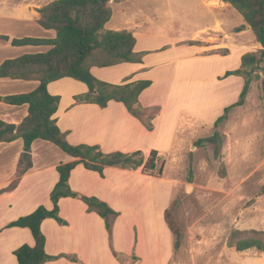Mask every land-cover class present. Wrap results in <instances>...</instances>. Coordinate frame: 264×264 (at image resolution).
I'll use <instances>...</instances> for the list:
<instances>
[{
  "label": "rangeland",
  "instance_id": "374dc122",
  "mask_svg": "<svg viewBox=\"0 0 264 264\" xmlns=\"http://www.w3.org/2000/svg\"><path fill=\"white\" fill-rule=\"evenodd\" d=\"M31 2L0 0V31L12 37L23 30L12 18L22 17ZM110 7L105 28L132 29L140 48L161 49L146 57L151 69L144 79L153 83L147 97L168 110L166 132L180 144L161 162L171 191L167 211L177 231L168 264H262L263 252L237 251L235 244H264V61L249 73L243 105L214 127L243 89L244 76L224 73L238 68L240 53H257L253 34L231 30L225 42L231 49L212 51L196 42L198 32L217 22L222 32L243 23L233 7L234 17L225 19L209 15L201 0H112ZM10 41L0 42V59L10 56ZM215 131L217 154L208 143H197Z\"/></svg>",
  "mask_w": 264,
  "mask_h": 264
},
{
  "label": "crops",
  "instance_id": "0c3cea01",
  "mask_svg": "<svg viewBox=\"0 0 264 264\" xmlns=\"http://www.w3.org/2000/svg\"><path fill=\"white\" fill-rule=\"evenodd\" d=\"M48 1L32 0L31 4H26L23 8L24 15L12 18L18 25H22L17 27L23 30L14 32L12 37L0 31V36L11 40L26 37L55 38L54 31L45 30L36 22L37 11L47 5ZM111 1L109 0V6ZM201 4L211 16L217 14L222 19L234 17L229 10L231 6L220 0H201ZM109 22L110 20L105 27ZM242 25H245L244 21L222 32L223 23L217 22L211 29L206 27L200 30L198 34L201 36L196 42L212 51H228L231 47L225 42L229 39L230 31L232 30L231 34H241L249 29L245 26L243 31L235 33L234 30ZM105 29L132 33L136 40L134 51L146 52V55L141 63L92 68L91 74L100 81L114 85L147 80L144 76L151 68L147 65L146 57L154 50L161 49L140 48L132 29ZM227 47L230 48L225 49ZM41 48L49 49L46 46H11L10 56L0 59V64L26 54L43 53ZM260 48L259 45L258 50ZM242 55L240 53L238 61ZM239 66L240 62L238 68ZM38 85V81L0 79V97L30 93ZM152 87L151 81V86L141 93L138 100L141 109H146L148 114L153 113L149 120L151 128L148 129L121 103L109 102L104 108L76 103L73 98L87 92L86 86L80 82L64 78L47 85L48 93L60 98L53 118L70 145L97 146L104 154L140 152L144 162L153 156L156 170L144 172L143 166H112L104 168L103 176H100L87 170L82 164L76 165L68 179L70 189L81 196L94 197L106 203L118 214L113 223L111 241L104 221L96 213L89 212L79 199L61 198L58 201V216L64 223L46 219L40 226L45 237V253L51 258L44 264H168L173 253V237L165 223L164 212L170 204L171 191L169 181L163 177V167L161 175H157L156 171L170 154V150L180 148V144H177L174 132L172 137L170 132H166L167 108L147 97ZM26 116V105L10 106L0 102V121L19 125ZM179 125L181 127L182 124ZM22 148L21 139L0 143V191L18 179L13 190L0 194V264H18L13 252L22 245H34L28 229L8 225L31 214L39 206L51 210L53 205L50 193L58 181L57 167L74 161L54 144L35 140L30 147L31 168L19 175ZM172 182L174 181L170 180Z\"/></svg>",
  "mask_w": 264,
  "mask_h": 264
},
{
  "label": "trees",
  "instance_id": "16d2710c",
  "mask_svg": "<svg viewBox=\"0 0 264 264\" xmlns=\"http://www.w3.org/2000/svg\"><path fill=\"white\" fill-rule=\"evenodd\" d=\"M233 7L243 18L245 25L234 30L239 33L247 26L260 45L257 53H246L241 56L240 66L233 71H226L224 78L229 76H244L245 82L239 98L233 104L226 106L223 113L214 121V127L224 122L229 112L242 106L249 88V73L255 66L264 61V0H220ZM37 24L55 32L53 39L22 38L10 41L13 47H40L49 49L43 53L26 54L15 59H8L0 64V79L21 81H38V87L26 94L0 97V102L10 106H27V116L19 125L7 124L0 121V143H10L21 139L23 143L19 158L24 174L31 168V144L35 140L47 141L54 144L74 161L57 167L58 181L50 193L52 209L39 206L27 216L10 223L8 227L28 229L33 246L22 245L13 255L18 264H44L51 258L45 253V237L40 230L41 223L53 219L59 224L64 222L58 216V201L61 198H76L84 203L89 212L96 213L103 221L109 240L112 237V227L117 213L106 203L94 198L74 193L68 179L76 165L82 164L87 170L103 176L106 167L119 166L138 168L143 166L144 172L156 170L153 156L144 162L140 152L123 154L120 152L104 154L97 146L70 145L65 134L60 131L53 118L60 98L52 96L47 91L49 83L70 78L84 84L87 92L75 96L78 104H94L104 108L109 102L121 103L136 119L151 128L149 120L152 114L138 106L141 93L151 86L149 80H138L119 85L109 84L98 80L91 74L92 68L112 67L122 63H141L144 52L136 53L135 37L128 31H110L105 29L112 11L109 0H54L38 11ZM0 41L9 42L6 36H0ZM249 68V69H248ZM155 111V110H154ZM220 138L217 131L212 136L198 140V144L208 143L218 153ZM162 167L157 168L156 174L161 175ZM13 181L0 194L11 191L17 185ZM165 223L172 236L177 231L169 219L167 209L164 212ZM177 248V240L174 243ZM256 248L264 253V244L259 240L242 241L235 244L237 251Z\"/></svg>",
  "mask_w": 264,
  "mask_h": 264
}]
</instances>
